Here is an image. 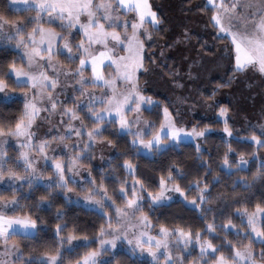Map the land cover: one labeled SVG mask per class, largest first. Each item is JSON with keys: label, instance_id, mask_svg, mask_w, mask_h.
<instances>
[{"label": "snow or ice", "instance_id": "6c2138e0", "mask_svg": "<svg viewBox=\"0 0 264 264\" xmlns=\"http://www.w3.org/2000/svg\"><path fill=\"white\" fill-rule=\"evenodd\" d=\"M207 6L211 9L215 38L229 42L224 52L231 64L232 75L228 82L217 87L229 86L237 73L255 71L264 76V0H207ZM11 12L31 15L14 17L9 14ZM161 23L162 17L153 9L150 0H8L7 11L0 10V52L16 54L8 61L7 72H0V93H3L5 103L17 98L23 102L22 113L14 125L5 128L0 124V183L13 193L10 200L0 194V248L3 249L0 264H65V252H72L87 243H98L99 247L85 251L68 264H113L100 257L116 249L118 242L129 246L134 264L137 261L143 264L147 257L151 258L147 264H264V206L257 204L251 212L247 207L236 209L235 214L247 231L237 230L231 216H225L219 225L206 224L207 235L191 228L169 229L164 225L152 235L148 231L151 221L143 205L144 184L135 178L130 185L127 180L121 181L118 189L121 204L118 205L109 195L103 177L98 184L91 170L85 167V161L92 159L91 149L97 144H114L104 134L109 128L115 129L114 135L130 136L129 144L136 154L141 148L159 152L169 140L207 138L210 133L211 125L208 124L203 127L193 125L190 129L178 124L166 106L163 107L164 120L158 127L143 119L142 106L159 107L153 97L142 91L139 74L148 71L144 49L145 40H151L152 33L147 25L157 28ZM59 56H64L67 64L61 63L57 59ZM9 79L15 85L12 92L8 91ZM58 87L60 92H56ZM69 88L73 106L58 99ZM97 88L102 90L99 94L90 90ZM15 89L20 90V97L13 95ZM214 96L215 91L207 99ZM58 105L61 118L68 117V121L61 122L69 132L34 141L32 127L36 118L41 111L52 114ZM81 112L86 113L91 125L84 123ZM227 112L226 107H219V115L224 118L223 131L232 136ZM129 113L136 115L129 118ZM72 121H79V126ZM73 136L77 140L71 151L64 153L68 157L65 160L56 154L53 141L68 148L66 140ZM84 136L86 143L81 139ZM8 137L17 138L19 148L15 158L8 155ZM250 139L258 148H264V125L260 136L253 132ZM196 148L199 153V144ZM229 152L230 145L222 156V167L229 171L233 167L244 170L247 164L244 155L230 162ZM40 160H43L42 166H38ZM122 167L135 177V165L130 160L125 159ZM82 169L87 172L86 177L80 176ZM78 176L80 181H86V184H80L84 205L98 212L106 222V226L100 227L95 241H87L86 236L80 240L74 230L67 231V224L57 223L54 248L39 255L26 253L11 242L16 236L40 239L44 231L40 225L45 224L43 217H34L31 213L15 214L19 207L15 195L18 187L25 184L29 189L43 186L47 195L41 196L40 200H48L46 207L52 208L56 196L63 195L66 202L71 200L68 193L75 192L73 185L79 183ZM256 180L264 181V163L253 175L252 181ZM238 185L250 187L249 181L241 180L233 185V190ZM196 187L199 203L197 198L191 203L199 208L209 202L210 194H207V183L200 187L197 181ZM169 191L183 194L171 170L160 176L158 191L148 192L152 205H163L170 199L166 196ZM81 193L77 194L74 203L81 204ZM221 197L227 198L224 194ZM108 209H112V214ZM205 211L212 212L213 209ZM64 215L57 208L56 219L62 220ZM221 232L225 234L223 239ZM228 233L247 243L227 239ZM73 241L80 243L74 245ZM254 243L262 246L259 251L253 248ZM196 248L198 259L193 260L192 251ZM225 249L229 254H225Z\"/></svg>", "mask_w": 264, "mask_h": 264}, {"label": "trees", "instance_id": "16d2710c", "mask_svg": "<svg viewBox=\"0 0 264 264\" xmlns=\"http://www.w3.org/2000/svg\"><path fill=\"white\" fill-rule=\"evenodd\" d=\"M171 1L151 0L153 9L162 17V23L157 28H150L152 33V39L148 45L150 50L159 51L160 46L168 39L169 32L172 29L171 26L174 27L173 18H171L168 11L159 6L162 3L166 8V5H170ZM7 3L8 0H0V10L7 11ZM177 12L174 16L178 15L183 20L182 24H175L178 30H184L193 16L199 17L202 25L205 26L202 30L203 32L196 35L193 34L199 54H217V50L224 40H217L215 38V29L212 27L210 21L211 9L207 6V0H179ZM9 14L14 17H23L27 13L11 12ZM208 41L209 45H206ZM15 56V53L0 52V72H7L6 65L9 59ZM154 58L156 59V56ZM16 59L19 62V58L16 57ZM62 61L67 63L65 58H62ZM171 61L173 62V60ZM148 62L146 60V63ZM231 74V72H228L223 79L216 78L212 80L209 83L210 87L216 88L219 91L230 88L233 79L227 87H217V85L228 82ZM5 78L8 79L7 76ZM8 82L10 89H14L15 85L13 81L9 79ZM217 90H214L215 96L218 94ZM202 92L205 98L212 95L210 91L205 92V90H202ZM162 103H159V107L154 106L151 109L143 110V116L150 125L158 127L163 122ZM22 110L23 102L20 99L7 103L0 100V124H3L5 128L14 125L16 118L21 115ZM205 124L211 125V132L207 135V138L202 139L199 153L197 152L196 145L182 143L177 147L172 146L155 153L152 157L136 154L129 144L130 136L114 135L115 129L109 128L104 134L114 141L113 147L116 154L109 164L101 168H93V177L98 184L101 182V177H103V183L106 185L109 195L116 200L118 205L121 204L118 195L120 182L127 180L130 185L131 180L134 178L141 181L145 187V191L143 192L144 211L149 216L153 227L164 225L170 229L174 227L191 228L193 231H201L202 235H207L205 231L207 223L213 222L219 225L225 216H231L233 223L237 225V230L247 231L241 223V218L237 217L235 211L237 208L242 209L243 207H247L248 211L251 212L257 204L264 206V181H252L253 175L261 169V165L264 163V148H258L255 143L244 140L237 135L228 136L223 131V121L217 118L199 117L195 119L196 126L203 127ZM253 132L257 136H260V131L255 128H249L245 135L251 136ZM239 135L245 136L242 133ZM229 145L231 146V152H229L230 162L239 159V156L243 154L247 160V166L244 167V170L233 167L229 171L222 167V156L228 151ZM17 154L12 148L8 150V155L12 158H15ZM125 159L130 160L135 165V177L129 175L122 167ZM19 170L22 172V169ZM169 170L176 177V182L180 185L182 192L185 193L187 201L197 198V203H199V189L196 187V182H200V187H203L204 183H207V194H210L209 202L201 204L200 209L189 206L184 201H174L161 206L151 205L148 199V192L155 193L158 191L160 176L166 175ZM177 172L180 174L177 175ZM241 180L249 181L250 187L245 188L243 185H238L233 190V185ZM0 194L6 199H11L13 195L11 190L8 189H0ZM221 194H224L227 198L221 197ZM15 195L19 200V207L16 209L15 214L23 215L31 213L34 217H43L45 220V224L40 225L44 229L40 234V239L27 240L20 236L12 238L22 250L26 253L31 252L34 256L39 255L46 249L54 248V230L57 223H60L62 226L67 224V231L74 230L80 238L86 236L90 242L96 240L100 227L102 225L106 226L104 218L98 212L81 205L70 204L64 200L63 195L55 197L54 207H41L40 204L42 202L48 201L40 200L41 196L47 195L43 186H34L32 189H29L25 185L21 189H17ZM238 201L239 203H237ZM57 208L65 213L62 220L56 219ZM207 208H211L213 211H205ZM108 211L112 214V209H108ZM213 217H215L214 220ZM220 236L223 239L225 234L221 232ZM227 239L237 243H247V241L235 237L232 233L227 234ZM214 243H220V241H214ZM253 247L256 251H259L262 246L254 243ZM93 248H98V243H89L86 246L81 245L72 252H65V264H68L69 260L74 261L83 255L85 251ZM108 254L106 253L104 256ZM225 254H229L227 249H225ZM197 255L198 253L194 252L193 259ZM111 261L113 264H134L129 251L125 249L118 250ZM147 261H143V264H147ZM136 264H141V262L137 261Z\"/></svg>", "mask_w": 264, "mask_h": 264}, {"label": "rangeland", "instance_id": "374dc122", "mask_svg": "<svg viewBox=\"0 0 264 264\" xmlns=\"http://www.w3.org/2000/svg\"><path fill=\"white\" fill-rule=\"evenodd\" d=\"M159 6L162 9L168 11L171 18H173L172 22H174V27L171 26L172 29L171 31L169 30L170 32L168 39L160 46L159 51L150 50L148 45L150 44L151 40H145L144 62L148 68V71H141L139 74L142 91L145 93V95L153 97V100L158 102V104L163 102L162 106L169 108V111L172 113L176 122L189 129L195 125V119L199 117L217 118L223 121L224 118L220 117L219 115V107L224 106L228 109L227 117L229 126L232 128V136L237 135L244 140L251 141V136L245 135L248 129L255 128L260 131L261 126L264 125V76L255 71L237 73L235 74V78L232 80V85L230 88L220 91L216 88L213 89L209 84L212 80L216 78L223 79L228 72H231V64L226 58V54L224 52V49L229 42L224 40L217 50V54H199L196 47L197 43L193 38V34L196 35L197 33H201L203 32V28H205V26L202 25L199 17L193 16L184 30H178L176 25L183 23V20L180 18V16H174L176 15L175 13H178L177 9L179 8V0H172L170 5H166V8L162 3H160ZM28 15L31 14L27 13L23 17L26 18ZM147 27L150 31L151 25H147ZM75 31L76 30L73 29L74 34ZM78 38L79 37H77V39ZM206 45H209V41L206 43ZM155 56L156 59L154 58ZM62 58L65 57H57L61 63H64ZM146 60L149 62L146 63ZM171 60H173V62ZM169 61H171V63H169ZM87 74L88 73H86V75ZM12 90L13 89L10 88L8 89L9 92H12ZM90 90L96 91L98 94L102 91L99 88ZM202 90H205V92L210 91L211 93H213L214 90H217L218 94L213 97V99L207 100V98L202 95ZM56 92H60L59 87L56 89ZM13 95L20 97L22 94L20 93L19 89H15ZM71 96L72 90L69 88L65 92L61 93L58 96V99L67 106H73V100L71 99ZM0 100H3V93H0ZM44 103L46 105V101ZM154 106L155 105L142 106V116L143 110L151 109ZM59 111L60 108L58 105L57 109L52 114L46 113L44 111L40 112L32 127V131L34 132V141L66 135L69 132V129L65 127V124L61 122V120L65 122L68 121V117L63 116L61 118ZM135 115L136 113H129V118ZM80 117L84 120L86 125H91L92 121L88 118L85 112H81ZM143 119L146 120L144 116ZM71 123L79 126V121H72ZM241 133L245 136L239 135ZM81 139L82 142H87L86 136L82 137ZM202 139L203 138L189 137L179 142H173L169 140L162 147L161 151L172 146L177 147L182 143H192L196 146L199 144L201 148ZM76 140L77 137L75 136L68 138L66 140V143L69 145L68 148H64L62 143L53 141L56 154L62 155L63 158L67 160L68 157L64 155V153H69L71 151V146ZM16 141V137L7 138V151L12 148L17 152L19 144L16 143ZM155 153L158 152H149L142 148L139 152V154L148 157H152ZM50 154L52 153L50 152ZM91 154L92 159L85 161V167L90 169L92 173L93 168H101L102 166L109 164L114 158L116 152L113 145L103 146L97 144L91 149ZM42 165L43 160H40L38 162V166ZM246 166L247 164L244 167ZM50 170L47 169L48 172H50ZM80 176L86 177L87 172L82 169ZM45 179H47V177H45ZM77 180L79 183L73 185L75 192L68 193V196L71 197V200L68 201L70 204H76L73 201L77 199V194L81 193L80 184H86V181H80L79 176L77 177ZM132 182L133 180H131L130 184ZM22 187H18L17 189H21ZM0 189H6L3 183H0ZM166 196L170 199H166L163 205L174 201H184L189 206L195 207L191 203L192 200L187 201L185 199L186 196L184 192L181 194V192L169 191ZM80 198L81 204L76 205H81L85 208H88L82 201V193ZM16 199L18 200V197H16ZM47 203L48 201L42 202L40 206L46 207ZM200 207L198 209H200ZM5 211H8V209H5ZM159 228L160 227H153L151 223L148 231L152 235H156L159 232ZM80 240H83V238H80ZM87 241L90 242L89 239H87ZM11 242L17 244V242L13 239ZM78 243H80V241H73L74 245ZM67 247L68 245H65V248ZM121 249L128 251L129 246L127 244H120V242H118L116 249L109 252V254L106 256L103 254L100 259L111 260L115 253ZM2 250L3 249L0 248V251ZM198 251V248L192 251L191 259H193L194 252L198 253ZM150 259V257H147L146 260ZM196 259H198V255L195 256L193 260Z\"/></svg>", "mask_w": 264, "mask_h": 264}]
</instances>
